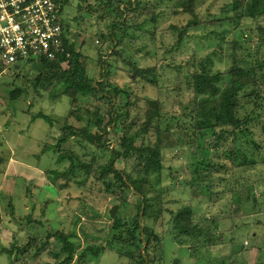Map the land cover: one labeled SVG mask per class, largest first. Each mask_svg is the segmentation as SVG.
<instances>
[{
	"label": "rangeland",
	"instance_id": "rangeland-1",
	"mask_svg": "<svg viewBox=\"0 0 264 264\" xmlns=\"http://www.w3.org/2000/svg\"><path fill=\"white\" fill-rule=\"evenodd\" d=\"M68 1L70 9H67V14L72 22V34L67 33V37L76 53L81 55L86 76L96 82L101 80L102 63L99 59L102 58L108 75L106 84L128 92L115 103L116 109L121 110L129 102L127 117L122 121L128 134L139 130L149 100L160 101L163 128H171L176 137L180 129L190 130L195 124L192 113L195 107L189 78L205 67L210 73L222 75L223 81L218 86L223 89L228 84L226 73L234 64L232 55H227L235 49V37L249 40L238 44L242 45L239 50L237 48L239 55L260 51L258 60H264V48L259 47L264 40V16L255 17L260 12L264 14V0L243 1L240 6L243 15L234 11L232 0L199 1L196 8L198 20L206 27L197 30V35L208 33L210 36L184 42V48L172 57H164L163 52L173 41L164 39L161 44L157 36L167 31L170 24L182 27L188 20L187 15L172 16L178 0H138L142 13L126 14L134 17L131 26L142 25L141 29L135 31L137 39L131 40L127 36L121 46L110 35L113 29L116 30L114 36L121 33L120 16L110 9L105 11L101 0ZM115 1L121 6L131 4V0ZM152 16L161 17L157 26H144V20L149 21ZM221 30L226 32L222 44L216 40L215 33ZM36 63L32 60L18 61L7 68L5 75H0V156L11 152L9 164L0 165L3 175L2 179L0 177V247L10 248L16 244L14 246L22 248L33 238L40 245L47 231H61L73 235L75 251L72 264H138L130 256L135 255L139 259L143 247L141 244L137 248L125 246L126 236L122 230L132 226L141 202L132 190L115 183L111 174L103 178L99 172L101 167H108L112 161L111 150L120 151L117 139L113 133L104 137L103 148L77 137L58 146L59 126L67 122L79 129L85 121L78 122L74 115H83L84 111H75V106H70L66 97L50 100L53 99L50 93H58L53 90L54 84L51 87L45 85V90L39 88L42 91L36 94L32 83L40 70ZM248 63L244 60L240 65L246 67ZM62 67L66 68L67 63ZM74 73L77 76L79 69L75 68ZM254 73L256 82L247 83L237 93L242 105L240 119L248 115L251 118L244 133L238 132L217 149H214V142L207 139L200 149L190 144L167 150L163 153L161 175L148 178L152 187L147 192V199L152 203L149 211L157 213V218H141V224L151 230L143 264H264V252L253 250L248 257L233 252L236 249L234 244L236 247L247 244L250 249L261 245L256 242L254 234L264 238V165L260 164L264 157V68L256 69ZM148 80L155 81V86ZM16 87L24 90L26 96L10 105L5 92ZM77 100L79 105L88 109L96 108L104 123L107 122L105 104H96L87 95H79ZM39 112L49 116L57 126L50 127L43 120L31 124L30 117ZM154 143V134L150 131L143 144L154 146ZM232 147L238 148L256 164L244 172L219 168L227 164L226 153ZM61 153L73 157L82 166L92 167L91 170L76 166L69 173L68 159L61 164L56 163ZM16 158L37 167L36 171L28 166L27 175L18 171L13 165ZM133 159L132 156L127 160L115 159L113 167L139 181L143 175L137 174L140 167ZM2 160L7 159L4 157ZM201 166H213L219 171L214 172V168L210 169L213 172L209 175L202 173L201 179L197 178L201 187L192 189L190 184L197 177L194 169ZM61 186L65 187L61 189ZM253 197L254 204L250 202ZM246 200L249 202L245 203ZM113 206H117V210L111 219L109 210ZM181 209L188 210L193 216L192 221L203 227L200 240L187 242L186 238L176 234L172 222ZM28 216L36 223L26 225L24 222ZM116 216L121 221L120 230L112 227ZM233 226L234 233L225 236ZM60 249V243L51 239L49 247L39 256L34 257L35 249H31L22 259H13V264H54L65 257L63 254L56 259L52 255L51 252ZM82 255L84 258L79 261ZM231 255L235 256L234 263L229 259ZM7 262V257L0 255V264H9Z\"/></svg>",
	"mask_w": 264,
	"mask_h": 264
},
{
	"label": "trees",
	"instance_id": "trees-1",
	"mask_svg": "<svg viewBox=\"0 0 264 264\" xmlns=\"http://www.w3.org/2000/svg\"><path fill=\"white\" fill-rule=\"evenodd\" d=\"M131 0L130 6L128 5H116L115 0H101L100 3L105 11L109 12V9L116 13L118 16L122 18V22L119 24V31L121 33L116 34L114 36V32L116 30H112L110 33L111 37L114 38V42L118 43L121 46V43L128 36L131 40L137 39L135 31L141 29V26H131L134 22V17L128 16L130 13H142L141 3L137 0ZM201 0H178L175 4V12L172 16L179 15H187L189 16L188 20L183 24L182 27H179L177 24H170L168 26L167 31L163 34L157 36V39L162 44L164 39L172 40L170 46L166 48L163 52L164 57L166 55L171 56L177 53L181 48H184L183 43H189V41L195 40L196 37L199 38H207L210 35L204 33L203 35H197V30L205 29V24H201L198 20V12L196 11L197 4ZM243 1L245 0H232L233 9L235 12H239L238 15L242 14L241 7L243 5ZM57 2V0H56ZM106 2V3H105ZM130 3V1H129ZM70 3L68 0L59 1L57 3V22L62 28L64 39V46L67 48V53H69V58L66 59L65 54H61L57 59L53 61L49 60H40L37 61V67H40L39 73L34 79L33 89L36 94H39V91L45 90L46 86L51 87L54 84L53 90L58 93L53 94L50 93V100H56V98L66 97L69 99V105L75 106V111L83 109V115H79L76 113L74 115V119L78 122L84 124L78 129L73 128L67 122H64L62 126H59L61 130V136L57 141L58 146H62L66 144L72 138H80L81 141H86L91 145H94L98 148H103V138L106 136H110L112 133L117 139V144L119 145V150L112 149V161L110 162L108 167H101L99 169L100 176L106 177L109 174L113 176L114 182L120 184L122 187L132 190L135 196L138 197L141 205L137 207V216L133 221L131 227L124 228L122 232H124L126 236V241L123 244L128 248H137L139 244L142 245V253L139 256V259L136 258L135 255H131L130 258L133 261H136L138 264H143L145 258V248L148 244V238L151 235V230L141 224V218H152L156 220L157 213L152 212L151 209L152 203L147 199V192L152 189L151 184L148 183L149 177H159L163 172V153L167 150H172L177 148L179 145H190L193 144L195 147H202V144L210 139L214 142V149L218 148V146L226 144L231 137H235L237 133H244L247 129V125L250 123V115L244 117L243 119L239 117L240 112L242 111V105H240L237 97L238 90L245 86L247 83H254L255 81V73L256 69L264 68V60H258L261 56L260 51H256L254 54L248 53L238 54V50L242 47V45L238 46L239 43H246L249 40H244L242 38L235 37L234 40V50L235 53L228 52L227 56L232 55L234 64L230 67L228 72L226 73V77L228 78V84L221 89L219 85L220 82L223 81V77L220 73H210L208 70H205L203 67L201 72L194 73L189 79V86L193 91V100H194V111L192 112L195 116L194 118V126L190 130L180 129L178 133V137H176L172 132L171 128H163L162 125V117L160 115L161 111V103L158 100H149L147 103V107L144 114V121L140 124L139 130L135 134H128V129L123 124V119L127 117V107L129 102L125 103L121 110L116 109V101L120 96H125L128 94L125 90H120L119 88H112L106 82L108 80L107 72L105 71V64L102 61V58L99 59L101 65V80L96 82L92 80L90 77L86 76L81 61V55L76 53L71 43H69V39L67 37V33H71L72 22L69 20V16L67 14V9H70ZM114 5V6H113ZM126 7V8H125ZM130 7V8H129ZM128 13V15L126 14ZM243 15V14H242ZM161 16V15H160ZM264 16L262 12L257 14L255 17ZM157 17V18H156ZM249 18L248 16H245ZM251 17V16H250ZM254 17V18H255ZM156 18V20H155ZM161 17L155 16L148 18L149 21L144 20V26L147 24L153 25V27L157 26V22ZM252 18V17H251ZM137 19V18H136ZM256 19V18H255ZM226 21V20H221ZM223 25V24H222ZM261 27H259V30ZM262 31V30H260ZM213 32V31H211ZM263 32V31H262ZM217 41L222 44L225 38V30L216 31ZM175 39V41H174ZM237 39H240L237 40ZM162 40V41H161ZM104 41V40H102ZM104 43V42H103ZM144 45V44H143ZM262 46L264 48V40L260 42L259 47ZM198 49L199 47L196 46ZM127 48V47H126ZM243 50L242 52H244ZM241 52V53H242ZM152 54H149L151 56ZM213 57V53L210 54ZM239 55V56H238ZM152 57V56H151ZM195 57V56H194ZM219 58L222 60L221 56ZM207 59V58H206ZM208 60V59H207ZM249 62L246 67H241L240 62L242 61ZM251 60V61H249ZM67 61V62H66ZM210 62V60H208ZM239 61V62H237ZM67 63V67L63 68L62 64ZM165 67H170L165 65ZM75 68L79 69V74L76 76L74 73ZM249 76H253L252 79H249ZM150 85L155 86V81L148 80ZM46 85V86H45ZM41 88L42 90H38ZM40 92V95L41 96ZM7 101L10 105H13L18 99L23 96H26V92L19 87H16L13 90H7L5 92ZM79 95H87L89 98L94 100L96 104L103 103L107 106V116L108 120L104 123V119L98 113V110L95 108L93 110L88 109L85 106L79 105L77 102V97ZM72 106V107H73ZM97 106V105H96ZM72 117V116H71ZM37 120H43L50 127L57 126V123L53 121L49 116L39 112L33 117H30V121L34 122ZM121 125V126H120ZM119 127V128H118ZM154 134V146L144 145V137L150 132ZM234 142V141H233ZM114 143V142H113ZM240 150L232 147L227 154V164L220 165L219 168L225 171H239L244 172L248 167L255 165V161L252 159H247ZM134 157V163L140 167L136 170L138 175H143L141 180L136 181L132 179V176L127 173H122L119 170H116L113 167V163L115 159H129L130 157ZM242 158V160H240ZM65 159H68L70 162V166L68 168V172L71 173L75 170L76 166H79L81 169H85L86 171H90L92 167L82 166L76 159L71 156H67V154L61 153L56 163L61 164ZM260 164L264 165V157L261 158ZM215 168V169H214ZM218 173V169L216 167H199V169L195 170L194 173L197 175L196 179H194L190 186L192 189L200 188L201 184L198 181V176L202 177V173L206 172L208 175L213 172ZM57 175V174H55ZM68 173L64 176L66 177ZM207 177L209 178V176ZM211 177V176H210ZM65 186H61L63 189ZM255 202L254 197L251 198L250 202ZM249 201H245L247 203ZM12 215V214H11ZM177 215V216H176ZM176 217L173 219L172 225L173 229L176 231V234L179 237L186 238L187 242L190 240L196 239L200 240V235L202 234L203 227L192 221L193 216L186 209H181L176 212ZM249 216V214L247 215ZM30 216L25 218V224L30 225L32 223H36ZM245 218V216H243ZM248 218V217H247ZM261 221V220H260ZM1 222V220H0ZM38 223V222H37ZM258 224V223H257ZM43 228L44 225L40 224ZM262 224L257 225L261 227ZM113 229L120 230L122 225L121 221L117 218L114 219ZM132 228V229H131ZM235 231V228L231 227L228 231H226L225 236H231ZM254 238L256 242H259L261 245H256V249H250L247 244L240 245V247H236L234 242L233 252L236 254H242V256H249L250 253L254 251L264 252V238L262 239L260 235L254 234ZM73 235L71 233L64 234L61 231L49 233L46 232L44 241L42 244H38V240L36 238L31 239L25 246L22 248L16 247L12 244L10 248L0 247V255H5L8 259L9 264H13V259L19 260L22 259L29 253V250L35 249L34 257L40 255V253L44 252L50 244V240H56L60 243L61 249L55 250L51 252L54 258L60 259L63 254L65 255L63 260H59L54 264H72L74 258V244H73ZM147 237V239L145 238ZM231 241V240H230ZM125 248V247H124ZM122 248V249H124ZM113 252V251H110ZM84 258V255L80 256L78 259L81 261ZM231 263L235 262V256L231 255L230 258ZM52 264V263H47ZM253 264H263V263H253Z\"/></svg>",
	"mask_w": 264,
	"mask_h": 264
},
{
	"label": "built area",
	"instance_id": "built-area-1",
	"mask_svg": "<svg viewBox=\"0 0 264 264\" xmlns=\"http://www.w3.org/2000/svg\"><path fill=\"white\" fill-rule=\"evenodd\" d=\"M59 1L0 0V75L18 61L70 57L57 22Z\"/></svg>",
	"mask_w": 264,
	"mask_h": 264
},
{
	"label": "crops",
	"instance_id": "crops-1",
	"mask_svg": "<svg viewBox=\"0 0 264 264\" xmlns=\"http://www.w3.org/2000/svg\"><path fill=\"white\" fill-rule=\"evenodd\" d=\"M35 122V121H34ZM34 122H31L30 121V123L32 124V123H34ZM7 126H8V124H6ZM2 131H6L5 129H2ZM17 137H19V136H17ZM11 153V152H10ZM10 153H8L7 155H2V156H0V165L1 164H9V160H11V157H10ZM4 157H6V159L7 160H2ZM13 165H16L17 166V170L18 171H22L25 175H27V166L28 167H31V169L33 170V171H36V169H37V167H32V166H30V165H27L25 162H22L21 160H19V159H15L14 160V162H13ZM39 170V169H38ZM2 173H1V170H0V177H1V179H2ZM21 177V176H20ZM1 179H0V182H1ZM24 182L26 181L25 179L23 180ZM22 182V181H21ZM2 183V182H1ZM2 187V184H0V188ZM13 198V197H12Z\"/></svg>",
	"mask_w": 264,
	"mask_h": 264
},
{
	"label": "water",
	"instance_id": "water-1",
	"mask_svg": "<svg viewBox=\"0 0 264 264\" xmlns=\"http://www.w3.org/2000/svg\"><path fill=\"white\" fill-rule=\"evenodd\" d=\"M117 210V206H113L110 210H109V217L112 219L115 216Z\"/></svg>",
	"mask_w": 264,
	"mask_h": 264
}]
</instances>
